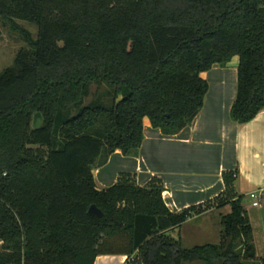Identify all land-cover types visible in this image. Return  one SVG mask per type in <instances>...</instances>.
Here are the masks:
<instances>
[{"label": "trees", "instance_id": "16d2710c", "mask_svg": "<svg viewBox=\"0 0 264 264\" xmlns=\"http://www.w3.org/2000/svg\"><path fill=\"white\" fill-rule=\"evenodd\" d=\"M0 21L26 44L0 72V264L134 253L135 264H264L234 172L224 194L179 213L157 179L139 187L125 173L107 189L94 176L117 150L140 155L144 120L164 136L190 126L210 86L201 74L235 57L230 116L253 121L264 109V0H0ZM92 84L106 90L85 104ZM226 205L218 244L168 236Z\"/></svg>", "mask_w": 264, "mask_h": 264}, {"label": "crops", "instance_id": "0c3cea01", "mask_svg": "<svg viewBox=\"0 0 264 264\" xmlns=\"http://www.w3.org/2000/svg\"><path fill=\"white\" fill-rule=\"evenodd\" d=\"M238 64V62H237ZM237 64L213 65L201 74L209 86L203 107L193 123L174 136H164L144 120L145 136L137 158L115 151L94 176L100 188L115 185L120 174L135 177L136 185L161 181L162 198L169 211L179 213L203 205L224 194L225 173L234 172L233 193L242 195V206L253 230L256 255L264 258V109L247 124H237L230 110L237 91ZM259 192L260 207H253L249 194ZM230 205L195 215L167 234L183 248L218 244L221 216ZM222 212L220 217L213 213ZM124 254L97 256L94 264H135ZM196 263V262H195ZM188 264V263H187ZM194 264V263H191Z\"/></svg>", "mask_w": 264, "mask_h": 264}, {"label": "rangeland", "instance_id": "374dc122", "mask_svg": "<svg viewBox=\"0 0 264 264\" xmlns=\"http://www.w3.org/2000/svg\"><path fill=\"white\" fill-rule=\"evenodd\" d=\"M17 24L20 25L22 28L28 30L32 35H35L37 32L36 27L33 25L20 21H18ZM0 25L2 32V35L0 37V72H1L4 68L12 65V63L14 62L13 61L14 57L16 56L17 52L21 48L25 47L26 44L24 43V41L22 40L21 36L18 33H14L13 31L10 30V26L8 24L5 25L0 21ZM237 62H238V58L235 57L232 60V65L237 64ZM105 90L106 87L104 86L98 87L92 84V86L90 87V95L87 97L85 104L91 103L100 93L104 92ZM221 213L222 212L219 211L216 212L215 214L213 213V215L217 218L220 217ZM195 264H202V263L196 262Z\"/></svg>", "mask_w": 264, "mask_h": 264}, {"label": "water", "instance_id": "95a60500", "mask_svg": "<svg viewBox=\"0 0 264 264\" xmlns=\"http://www.w3.org/2000/svg\"><path fill=\"white\" fill-rule=\"evenodd\" d=\"M34 115L35 116H33L32 120V128L34 130L41 129L44 126L43 117L41 113H36ZM88 214L96 218H102L104 216V214L95 205H92L90 208H88Z\"/></svg>", "mask_w": 264, "mask_h": 264}, {"label": "built area", "instance_id": "2783aa9c", "mask_svg": "<svg viewBox=\"0 0 264 264\" xmlns=\"http://www.w3.org/2000/svg\"><path fill=\"white\" fill-rule=\"evenodd\" d=\"M262 194H260L259 192H252L251 194H249V198L252 200V206L253 207H260L261 205V201H262Z\"/></svg>", "mask_w": 264, "mask_h": 264}]
</instances>
